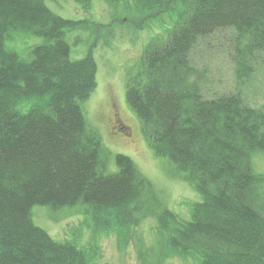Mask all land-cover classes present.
I'll return each mask as SVG.
<instances>
[{
	"label": "trees",
	"instance_id": "16d2710c",
	"mask_svg": "<svg viewBox=\"0 0 264 264\" xmlns=\"http://www.w3.org/2000/svg\"><path fill=\"white\" fill-rule=\"evenodd\" d=\"M46 1L0 0V264H90L88 249L34 222L35 205L83 204L95 227L122 232L147 216L154 197L153 182L129 156L118 154V171L107 172V152L85 118L98 67L91 54L71 58L66 34L101 26L64 18ZM134 4L176 17L168 36L145 48L127 102L151 149L202 196L188 221L155 213L162 243L199 264H264V175L253 165L264 150V109L241 93L207 97L191 63L200 38L230 28L236 76L253 74L264 57V0ZM24 32L43 38L25 59L11 44Z\"/></svg>",
	"mask_w": 264,
	"mask_h": 264
},
{
	"label": "rangeland",
	"instance_id": "374dc122",
	"mask_svg": "<svg viewBox=\"0 0 264 264\" xmlns=\"http://www.w3.org/2000/svg\"><path fill=\"white\" fill-rule=\"evenodd\" d=\"M46 3L64 18L88 20L101 26L96 29L94 25H81L67 30L66 34L71 58L91 54L98 67L95 90L83 103L85 118L107 152V172L118 171L115 161L118 154L129 156L153 182L154 197L148 200L147 216L122 232L113 228L105 232L95 227L87 212L88 206L83 204L61 209L35 205L32 219L53 238L69 240L88 249L90 264H199L196 255L181 256L163 245L155 213L167 209L180 220L188 221L192 206L201 202L202 196L174 170L167 158L151 149L144 138L141 120L126 98L127 84L139 70L145 48L152 39L168 36L176 12L165 8L158 11L155 7L138 9L134 0H47ZM234 36L233 29L217 30L200 38L191 51V63L203 74L201 90L207 97L241 93L250 107L264 109V57L256 64L253 74L238 80L232 59ZM42 42L41 36L24 32L16 34L11 44L25 59L28 48ZM118 112V117L130 126L124 131L132 132V137L117 130L114 119ZM253 165L264 175V150L253 154Z\"/></svg>",
	"mask_w": 264,
	"mask_h": 264
},
{
	"label": "flooded vegetation",
	"instance_id": "af4514ba",
	"mask_svg": "<svg viewBox=\"0 0 264 264\" xmlns=\"http://www.w3.org/2000/svg\"><path fill=\"white\" fill-rule=\"evenodd\" d=\"M119 112L115 113V123L117 125V130H119L121 133L125 134L128 137H132L133 133L132 132H125L124 129H130V126L125 124V121L120 119L118 117ZM117 117V118H116Z\"/></svg>",
	"mask_w": 264,
	"mask_h": 264
}]
</instances>
